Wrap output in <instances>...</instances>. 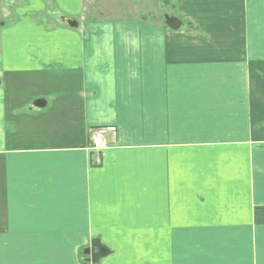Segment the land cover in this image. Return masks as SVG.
<instances>
[{"label":"crops","instance_id":"crops-1","mask_svg":"<svg viewBox=\"0 0 264 264\" xmlns=\"http://www.w3.org/2000/svg\"><path fill=\"white\" fill-rule=\"evenodd\" d=\"M16 1L0 264H264V0H134L88 20L85 0ZM112 126L98 156L92 129ZM94 241L109 254L88 262Z\"/></svg>","mask_w":264,"mask_h":264},{"label":"rangeland","instance_id":"rangeland-1","mask_svg":"<svg viewBox=\"0 0 264 264\" xmlns=\"http://www.w3.org/2000/svg\"><path fill=\"white\" fill-rule=\"evenodd\" d=\"M10 1V3H12V5H14V7L16 8V0H0V30H1V23H6L8 22V13L9 11H12V9H8L6 7L5 4H7L6 2ZM134 0H97L96 4H93L92 2H87V0L84 1L86 10L84 11V18L88 17L90 15H94L96 16V18L102 17L104 14H106V16H111L110 14H108L107 12H103V7L105 6H110V7H115V10H118L117 13L121 12L119 15L123 16V13H127V12H131L132 7L136 6L133 3ZM89 7H88V6ZM11 8V7H10ZM14 9V8H13ZM117 17V16H114ZM12 18V17H10ZM87 19V18H86ZM167 19V18H166ZM88 20V19H87ZM83 21V20H82ZM80 21V23L82 22Z\"/></svg>","mask_w":264,"mask_h":264},{"label":"built area","instance_id":"built-area-1","mask_svg":"<svg viewBox=\"0 0 264 264\" xmlns=\"http://www.w3.org/2000/svg\"><path fill=\"white\" fill-rule=\"evenodd\" d=\"M116 127H97L92 129L89 149L98 156L105 154L112 146L118 143Z\"/></svg>","mask_w":264,"mask_h":264},{"label":"water","instance_id":"water-1","mask_svg":"<svg viewBox=\"0 0 264 264\" xmlns=\"http://www.w3.org/2000/svg\"><path fill=\"white\" fill-rule=\"evenodd\" d=\"M61 21L66 25L69 26L70 28H74V29H79V22L77 20L74 19H70V18H66V17H62ZM168 24L174 28V30H178V28L180 27V24L178 23L177 20L174 19H168ZM99 242L98 241H94L93 245L95 247H98L99 249V253L97 255L94 256V262H98L101 258L107 256L109 254V250L107 248H105L104 246H99L98 245Z\"/></svg>","mask_w":264,"mask_h":264},{"label":"flooded vegetation","instance_id":"flooded-vegetation-1","mask_svg":"<svg viewBox=\"0 0 264 264\" xmlns=\"http://www.w3.org/2000/svg\"><path fill=\"white\" fill-rule=\"evenodd\" d=\"M168 19H171V18H167ZM179 23V22H178ZM99 246H101V244L99 243L98 244ZM103 246V245H102ZM99 249L98 247H95L93 245V242L87 246L84 250H83V254L85 255L86 259L88 260V262H94V256L97 255L99 253Z\"/></svg>","mask_w":264,"mask_h":264}]
</instances>
